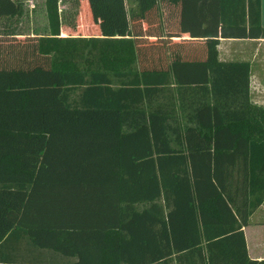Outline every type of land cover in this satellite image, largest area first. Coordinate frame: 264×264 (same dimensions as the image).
<instances>
[{
  "label": "trees",
  "instance_id": "trees-1",
  "mask_svg": "<svg viewBox=\"0 0 264 264\" xmlns=\"http://www.w3.org/2000/svg\"><path fill=\"white\" fill-rule=\"evenodd\" d=\"M126 1L104 23L126 32L61 35L59 0H42L44 29L30 33L21 1L0 0V239L22 230L68 264H264L241 228L264 196V109L248 100V61L216 49L219 37L264 38L260 0H156L204 38L203 57L179 45L168 68H155L162 46ZM184 93L212 127L179 119L171 97ZM234 94L247 129L233 126Z\"/></svg>",
  "mask_w": 264,
  "mask_h": 264
},
{
  "label": "crops",
  "instance_id": "crops-1",
  "mask_svg": "<svg viewBox=\"0 0 264 264\" xmlns=\"http://www.w3.org/2000/svg\"><path fill=\"white\" fill-rule=\"evenodd\" d=\"M173 13L165 8H161V11L160 9L158 10L157 19L159 18V20L155 24H158L159 29L155 26V47L162 46V48L158 52L155 48V68H168L170 54L179 45L185 51H188V54L191 56L203 57L205 53L204 38L189 36L186 31H179L177 25L178 13L176 15ZM168 17L173 20H168ZM173 22L174 24H171ZM260 23L264 26V0H260ZM77 26L79 25L77 24ZM168 27L173 29H169ZM59 29L61 35L67 34L61 26ZM216 49L219 60L235 59L248 61V100L253 104L260 105L264 109V38L219 37ZM196 96L184 93L181 98H177V96L175 98L171 97L179 119L182 118L185 124H195L194 122L197 120L202 127H212L210 125L212 123V114L209 107L203 114H197L201 120L194 119L193 115H195V112L193 106L195 104L194 102H189V100ZM233 97L231 114L235 115L236 117L234 118L237 119L233 123V126L234 128L247 129L245 117L250 113L251 109L246 105L245 99L241 94H234ZM207 98L210 100L211 97ZM189 115L191 116V120H188ZM242 117L243 120H241ZM225 140L224 142L228 141L227 138ZM254 140L257 141L255 143L256 146H254V158L262 161L264 178V138L260 141L258 139ZM233 159L239 160L237 156H234ZM255 179L254 185L259 184L253 188L250 198L259 194L262 189L260 185L262 174H259ZM233 192L236 194V198L241 196L240 190H234ZM241 228L245 239L247 255L252 259L264 258V196L251 210L248 215V222L242 225ZM74 259L75 256L64 255L58 251L34 245L28 236L19 229L9 230L0 239V264H32L36 262L68 264Z\"/></svg>",
  "mask_w": 264,
  "mask_h": 264
},
{
  "label": "rangeland",
  "instance_id": "rangeland-1",
  "mask_svg": "<svg viewBox=\"0 0 264 264\" xmlns=\"http://www.w3.org/2000/svg\"><path fill=\"white\" fill-rule=\"evenodd\" d=\"M22 3L23 12L18 17L19 29L25 33L30 32H42L45 26V16L43 12L42 0H19ZM148 3H153L150 8H147ZM140 10V22L142 27L148 25V29L152 28L155 31V26L159 29L158 24H155L159 18L158 10L162 8H168L171 10L170 4L168 7L163 6V2L156 0H138ZM129 5V1L126 0H78L74 3L73 0H59V8L61 9V27L64 32H85L105 34L111 32H126V27L116 30L112 28H104V23L116 22L123 18L121 16L122 10ZM174 11V10H173ZM79 18V26L73 29L72 22H75ZM171 19L168 17V20ZM123 21H125L123 19ZM1 23V21H0ZM170 23V22H169ZM171 24H174L171 23ZM96 27H94V26ZM91 26L92 28H88ZM169 29H173L168 27ZM177 28V27H176ZM175 28V29H176ZM188 34V33H187ZM189 35V34H188ZM190 36V35H189ZM145 42L154 41L149 37H142ZM152 64V62H151Z\"/></svg>",
  "mask_w": 264,
  "mask_h": 264
}]
</instances>
